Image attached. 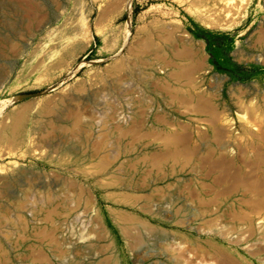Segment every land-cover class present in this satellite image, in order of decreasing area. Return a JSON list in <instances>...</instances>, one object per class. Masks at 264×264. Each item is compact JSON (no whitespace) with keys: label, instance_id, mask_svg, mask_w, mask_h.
<instances>
[{"label":"rangeland","instance_id":"rangeland-1","mask_svg":"<svg viewBox=\"0 0 264 264\" xmlns=\"http://www.w3.org/2000/svg\"><path fill=\"white\" fill-rule=\"evenodd\" d=\"M261 27L264 0H0V264H264Z\"/></svg>","mask_w":264,"mask_h":264},{"label":"crops","instance_id":"crops-1","mask_svg":"<svg viewBox=\"0 0 264 264\" xmlns=\"http://www.w3.org/2000/svg\"><path fill=\"white\" fill-rule=\"evenodd\" d=\"M256 44L258 46H264V27L259 28L255 34V40ZM180 61H183L185 63H189L190 68L193 70L186 71L181 73V90L184 93V105H201L203 101V95L204 93L201 91L199 87V83L196 81L191 83V78L196 77L197 75L201 74L200 64L201 59L198 58V56H190V58L184 57L181 58ZM194 64V66H192Z\"/></svg>","mask_w":264,"mask_h":264},{"label":"bare ground","instance_id":"bare-ground-1","mask_svg":"<svg viewBox=\"0 0 264 264\" xmlns=\"http://www.w3.org/2000/svg\"><path fill=\"white\" fill-rule=\"evenodd\" d=\"M11 130L14 139L19 140L20 138H22L24 130V116L22 114L16 115V120L14 121V125L12 126ZM21 203L22 202L19 203V206H21Z\"/></svg>","mask_w":264,"mask_h":264}]
</instances>
